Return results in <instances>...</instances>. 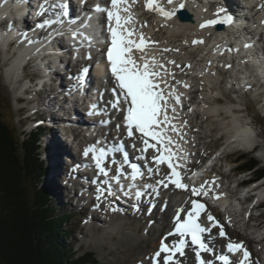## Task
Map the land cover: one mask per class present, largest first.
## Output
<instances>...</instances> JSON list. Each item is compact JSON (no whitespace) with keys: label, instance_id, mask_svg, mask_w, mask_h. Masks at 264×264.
<instances>
[{"label":"snow or ice","instance_id":"snow-or-ice-1","mask_svg":"<svg viewBox=\"0 0 264 264\" xmlns=\"http://www.w3.org/2000/svg\"><path fill=\"white\" fill-rule=\"evenodd\" d=\"M83 2V0H82ZM135 3V0H132ZM166 4H173L174 0H165ZM128 0H111V7H101L99 4L95 6L94 11L97 13H106L107 18V31L110 34V42L106 49V59L109 65V71L115 84L112 88L114 100L111 102V107L124 113V127L125 133L128 138H132L133 143L131 147L137 152L135 157L136 161L143 162V170L140 163H134L129 158V153L123 147V141L112 142L111 148L104 146L97 147L91 145L83 152L85 158L92 156L93 164L91 165L96 171L97 175L92 180V183L97 184L96 199L99 201L101 197L107 193L108 195H115L112 182L120 185L119 190L125 196L132 195L131 189L137 187L135 181L143 179L145 176L148 178L155 177V185L147 184L146 188L152 189L155 195L160 194L161 189H168L170 186L184 192L190 193L189 200L190 210L178 208L174 215V232H169L168 235L176 236L178 238L177 244H169L161 242L159 249L154 253L153 259L157 264H182V261L177 257H184L187 255L186 249L190 246L188 241L184 238L190 237L191 245L197 246L195 250V258L198 264H211L209 258L202 254L215 253L216 249L214 244H209V240L215 239L213 229H216L219 237L227 240L226 248L229 255L223 253L217 255L216 259L221 264H253L251 260V253L247 247L241 242H232L228 234L224 230V226L220 224L219 220L208 211V206L205 202L201 201V197L210 195V189L207 187L209 182H204L199 186L190 185L184 182L186 177L184 171H187L186 166L180 163L181 160L187 159L188 152L181 145L187 144L189 141L185 139L186 132H182V128L188 125L185 120L183 125L177 126L173 121L178 118L177 106L181 108V95L176 93L173 87L171 91L166 92L161 88L160 84L163 82L162 77L167 74V69L161 65L163 71L155 70L156 61L153 59L151 63L147 60L143 64L133 57L134 50L144 52L149 44H158L157 41H146L141 34L140 39L134 38L137 31L136 28L130 27L134 24V18L130 12ZM61 8H66L67 5L61 4ZM146 7L149 11H155L161 14L165 19H172L176 16L177 12L186 7L185 3H179L177 8L167 10L158 0H147ZM46 9L40 5L38 15H43ZM126 13L127 15H122ZM60 15L66 16L67 12ZM57 21L46 20L43 23L37 24L38 28H45ZM63 23V20H59ZM70 23L72 21H69ZM232 23V17L226 19H211L206 23H202L200 27L203 29L218 23ZM27 38V33H24ZM74 37L82 35L77 32L73 34ZM88 40L87 46L92 48L93 41L91 37H86ZM30 43L32 41H29ZM193 45L202 44V40H193ZM248 45H246L247 47ZM231 50V49H229ZM77 51H79L77 49ZM164 52L171 51V49H163ZM178 51V49L176 50ZM86 59L91 60L92 54L89 52ZM175 64V61H170ZM181 68L180 65H176ZM190 68V65L185 66ZM231 67V65H229ZM90 69L84 66L80 74L76 77L77 81L86 79ZM173 79H175L173 75ZM180 83V81H177ZM185 88L189 85L185 84ZM92 108H97L92 105ZM171 111V115L169 114ZM192 109L189 108L188 111ZM89 114H102L90 112ZM110 120L101 121V125L106 126ZM121 128L117 124L116 129L119 133ZM175 134L179 140L174 139ZM241 137L245 140L251 138L250 130H243ZM136 141H139L141 146L137 148ZM101 142H97L100 144ZM174 146V147H173ZM151 153V154H149ZM119 155L120 159L117 160L116 156ZM128 166L131 171H127L125 166ZM116 166L115 174H112V168ZM80 166H77V169ZM184 170V171H182ZM194 175V173H193ZM100 177L105 179L101 180ZM123 179L132 181L127 185L128 191H125V185L122 183ZM190 179V177H188ZM210 183H215V180ZM107 186V187H105ZM144 195L143 191H137L135 197L137 200ZM219 199L217 194L215 197ZM135 207V206H134ZM114 211L116 209H113ZM186 212V219L180 214ZM230 222V221H229ZM152 264V261H149Z\"/></svg>","mask_w":264,"mask_h":264},{"label":"bare ground","instance_id":"bare-ground-1","mask_svg":"<svg viewBox=\"0 0 264 264\" xmlns=\"http://www.w3.org/2000/svg\"><path fill=\"white\" fill-rule=\"evenodd\" d=\"M89 1H94V0H89ZM204 1L207 2V4L209 5V9L211 11H215V12L218 11L216 4L210 0H191L189 2V6L192 7V5H195L194 11L201 12L200 14L202 15L203 13H206V12H204V9H202L204 6H199L198 4H201ZM251 2H253V0ZM9 3L11 4V6H9L8 4H6V6L11 8L12 14L14 11L17 12L19 15V18L17 16H10L9 21L11 24L10 25L11 28H5V27L0 28V30H4L2 33L8 34L11 31H12L11 33H15V30L18 32H22L23 28H31L33 23H34V19L36 18L37 15L32 11L33 7L28 2V0H9ZM220 4H223V3H220ZM248 5H249V2H246V1L241 2L238 0H225L224 4L222 6H225L226 9L234 10L239 15V22L240 23L235 25V26H230L229 28L231 30H229V29L226 30V31L230 32L228 35L229 39L224 38V39L218 40V38H217L215 43L212 42L210 44L209 43L200 44L198 46L199 47L198 49L192 47V41L194 39V34H195V31L197 30L194 23L188 22V23L182 24L179 21H177V19L172 21L170 19H165L159 13L145 10V13L144 14L142 13V17L146 18V24L145 25L148 26V29L146 28L145 31H142V32L148 34L152 41H157V42L160 41V43H162V45L160 47L156 44L155 45L151 44V51L155 52V50L157 49L158 54H163V55H160L161 56L160 58L163 59L164 62H166V60L167 61H169V60L167 59L168 58V55H167L168 52H164L163 49H165V48L171 49V50L175 51V53H178L177 60L183 59L182 53L185 51L187 58L191 59V62L188 59L186 61L185 60L183 61L184 65H181L183 68V72H185L187 70L189 71L190 68L195 69V66L193 65V64H195V60H197V61L199 60V62H201V60H204V62H203V64L205 65L204 67L206 68L207 71L208 70L210 71L212 68L218 66V64L222 61L216 55L221 56L222 51L229 47L228 40H231V39H233V41L239 40V39L243 40L245 38V34H246L245 33V31H246L245 27H249L248 24L250 22H253V25L255 27L257 25H255L254 20H256V22L261 21L262 15H259V14L262 13V11L257 10L255 7H252L250 9L248 7ZM263 9H264V7H263ZM168 10H171V8H169ZM22 11H23V13L24 12H27V13L25 15H23L22 17H20V12H22ZM140 11H142V10L140 9ZM130 12H131V15H133L132 9H130ZM73 15L74 16L77 15L75 13V11L73 12ZM206 16H209V14ZM136 21H137V18H136ZM136 21H135V23H136ZM262 27H263L262 24H260L256 28L259 31L260 29H262ZM136 29H138V28H136ZM139 29L141 30V27H139ZM156 29H158V31H160V33H164V31L166 30L167 34L170 33L171 35L169 34L168 36H164L163 39L159 38V40H157L159 36H157V34L154 33ZM151 35H152V37H151ZM27 38L29 39V41L45 40L46 42H48L53 47H56L58 45L57 38L55 39L53 31L47 32V33L45 31H43L40 35H38V34L33 35V33H31L30 35H27ZM188 38L190 39V41H188ZM260 38L263 39V35L260 36ZM175 40L177 41V43ZM252 40H245V41H252ZM213 41H215V40H213ZM21 43L22 42L20 40H18V43H16V46H18ZM178 43H179L180 47L177 46ZM0 44H1V46L3 45L2 42H0ZM258 44L259 43L257 41L254 44L256 49L257 48L260 49ZM212 45L216 46L215 47L216 48V51H215L216 55L212 52L213 51ZM48 47H50V46H48ZM50 48H52V47H50ZM177 49H178V51H176ZM252 49L250 51L252 53H254ZM47 50H51V49H45V51H44V53H46L45 56L49 52ZM0 54H1V50H0ZM153 55H155V54H153ZM254 55H256V53H254ZM45 56H43L41 58V61L45 62ZM133 57L138 61V59L135 55H133ZM243 57H246V56L245 55L242 56V58H241L242 60H244ZM95 58H96V60L100 59V57L98 55ZM0 59H1V56H0ZM51 59H53L54 62H56L55 66L50 67L48 65L49 61H47L46 63H43V64H46L45 66L48 67V74L46 77L52 78L54 76L52 79H55V81L53 80V83L49 84L48 86H46V88H43V89H46L47 91L53 93L52 97H48L47 106H48L50 113L52 115V120L55 121V123H56V124H54V126H56V125L60 124V120H59V114L58 115L55 114L54 109L56 106H55V102H54L53 98L56 99L59 95L60 98H62V100H66V99L68 100V97L65 95V93L70 94L71 91L64 88L65 87L64 86V77L67 75V70L61 65V62L58 63L56 61L55 56L51 57ZM21 61L22 60L18 61L19 62L18 65L23 64ZM82 63L83 62H78L79 65H82ZM87 63H89V61L85 62L83 65H86ZM175 65H180V62L178 61V62H176V64H172L169 61V66H175ZM187 65H191V67L188 69L187 67H185ZM192 65H193V67H192ZM199 65H201V63ZM252 67H253V71H254V69L257 68V67H255V65H253ZM12 69H13L12 66L7 68L6 74L7 73H14V71H12ZM45 69H46V67H45ZM217 70H218V67H217ZM1 71H2V68H1ZM233 71L236 72V69H234ZM172 72H174V69L172 70ZM2 75L5 76L3 71H2ZM165 75H169V73L167 72V74H165ZM185 75H187V74H182V76H185ZM220 77L221 76H219L217 78H212L210 76L207 77L206 78L207 79V85H211V86H212V84L214 85L215 81L217 79H219ZM215 91H217V90H215ZM62 92H65V93H63V96H61ZM178 92H181V89H179ZM212 92H214V91H212ZM243 97H244L243 94L238 92V98L244 99ZM213 101H214L213 105H217V107H212V108H214V110L212 109V112L215 111V113H218L219 116H222L223 118L229 119L231 121V124L229 126L228 125L227 126L231 130L230 132L234 133V136H233V138L235 137L234 140L235 141L237 140L236 142L239 141L240 149H242L244 151L253 150L258 145V143L253 138V137H255L256 133H254V131H252L253 128H250V127H252L250 124V123H252V121L242 120L241 119L242 116L239 113L241 111H239L238 107L233 105L234 103L225 104L222 100L216 101V99H214ZM208 102H210V101H208ZM187 106L185 107V109L182 108V110H181L182 115H179L180 118L175 119V121L177 122V126L183 125V122L185 120L188 121V125L186 127L182 128V132L187 133V135L185 136V139L189 142L187 144H183V142H181V145L188 152L187 160H190V163H192L191 159L193 158V153L195 151L196 146H198V147L200 146L199 148H201V146L206 148V145L203 146L204 143H202L203 137L201 136V134H199V132H201V130L199 128L203 126L205 121H202V123L197 121V118H198L197 117V111L193 110V108L191 111H188V109L190 107H187ZM79 107L80 106H79L78 99H76L75 102L72 103L68 107L65 114L66 115L68 114L69 119H74V120H77V122H78V120L81 118V115H80L81 109H79ZM56 108L58 111L61 109L59 107H56ZM221 108H223V109H221ZM187 113H188V115L186 116ZM229 114H231V119L229 118L230 117ZM50 129H51L50 130L51 133L54 132L53 133L54 135L52 137H50L51 138L50 144L46 143L47 148L50 145V149H49L50 152L48 153V158L50 157L51 167L49 166V171L52 173V178L54 175V178L60 177V179H61V176L65 174V170L69 169L72 165L73 153L71 151V146L69 144H67L65 142L64 143L66 146H63L61 144L60 138L58 137L59 133L55 132L53 127ZM245 129L250 130V132H251V138L248 140H245L241 137V133ZM171 134H173V133H171ZM173 136H176V135L173 134ZM176 138L179 140L178 136H176ZM206 150H208V149L206 148ZM59 154H61L62 159L64 160L65 169L63 171H62V168L64 167V165L59 170V165L61 164L60 163L61 160L59 162L57 160L60 157ZM214 154H215V152H214ZM198 158H201V156H198L196 159H198ZM201 167H202V165H199L196 167L194 166L192 168L195 170L196 169L199 170ZM77 173L78 172L72 174L73 179H74L73 181H74V184H76L77 186H81L83 193L80 195H79V193L74 195V198H77V200H81L82 202L85 203V205H87V202L92 201V198L85 197L86 196V188L88 186H86L85 184L77 183L82 178L81 175H79ZM213 180H215V183L214 184L210 183ZM81 181H84L83 178L81 179ZM204 182H209L207 187L211 191H210V195L208 197H210V199L213 200V203L215 202L213 204V208L210 209V212L213 215L214 214L216 215L217 213H219V210H220L219 205H218L219 202H221L222 205L227 209L228 208L227 201L231 199L227 194L229 189L226 188V189L220 190L222 188V186L219 184V181L217 179L210 177L209 175L201 176L200 172H197L195 175L190 176V179H188V177L186 178V183H189L190 185L199 186L200 184H202ZM114 184H116V183L114 182L113 186H114ZM53 188L56 191L57 196H59V194H60L61 198H62V195H63L62 191L63 190L59 191V187L57 185L53 186ZM119 188H120V185H117L116 190L118 191V193H117V191H116V193L117 194L121 193V195H122L121 199L119 201V203L122 205V208L128 209L127 206L131 205L132 203H138L139 204V210L137 212H135L133 209H131L133 215H130V216H128V214H125L126 211H122L123 217H120V216L116 215L115 213H113L109 210H107L106 212L104 211L105 214H103V215L106 217V220H105L106 222H104V224H103L104 228L102 231L99 230V228H97V227H100L101 222L99 223V219H97V217L94 214L93 218L91 219V222L89 223V225H87L88 232H89L91 238L95 239L96 241H107V240L111 241L114 238L115 234H117V233L118 234L120 233L121 235L126 236L127 239H125L124 241L120 240L118 244L124 246V248H126V249H130V255H129V257H122L121 260L119 261L120 264H149L150 260L152 261V264H154L157 261L155 259H153V255L159 249L161 242L163 241L165 243H172V241H174V239H175L173 236L168 235L170 230H171V227L174 225V219H173L172 214L175 213L178 208L187 209L189 206V200L191 198H194V197H191L190 193H188V192L176 190L174 187H171V186L168 189H161L159 196H164V199L166 197H169V202L167 204L168 209L166 208V210L164 211L161 209V205H160V207L157 209V214L155 215V218H154V217H150V215L146 213L147 211H149V208L152 204L147 205V211L146 212L142 211V209H140V204H141V207L142 206L144 207V203H145L144 198H142V199L140 198V200H137L135 197V193H133V192H131L132 195L125 196L123 194V192L119 190ZM142 189H144V187H142ZM229 193H231V192L229 191ZM217 194H219V196H220L219 199L215 198L217 196ZM152 196H153L154 200H156L155 198L158 195H155L153 193ZM62 204H64V203H62ZM85 205L83 204L82 210L87 209V207ZM104 208L105 207L103 206V209ZM219 214H222V213H219ZM140 226L144 227L143 233H139V232L136 233L137 231H140V228H141ZM154 229H156V230H154ZM213 233L215 234V239H214V241L212 240V243L214 244L215 248H217L219 245L221 247H224L227 243V240L219 237L216 229H213ZM227 234H228L229 238H232L233 236H235V230L231 227H228ZM244 242L246 244V247L249 249L252 242L250 240H247V239H245ZM190 250H193V249H190ZM253 259H254V257H253ZM253 259L251 258V260L253 261V264H257L256 260H253ZM179 260L182 261V264H186L185 260L188 262H192L193 260H192L191 252L188 251L186 257L185 256L180 257Z\"/></svg>","mask_w":264,"mask_h":264},{"label":"rangeland","instance_id":"rangeland-1","mask_svg":"<svg viewBox=\"0 0 264 264\" xmlns=\"http://www.w3.org/2000/svg\"><path fill=\"white\" fill-rule=\"evenodd\" d=\"M176 30V29H175ZM159 34V35H158ZM157 36L159 38H162L164 36H168L170 33L167 34V31L165 30L164 33L158 32ZM171 35V34H170ZM166 39V38H165ZM177 40V39H176ZM175 40V41H176ZM188 41L190 39L188 38ZM177 43V41H176ZM190 43V42H189ZM162 43L158 41V46L160 47ZM179 46V43L177 44ZM188 50V49H187ZM260 53L264 54V48L260 51ZM4 55L1 56L2 62L3 58H5V61L8 59L9 53H3ZM182 56L184 58H187V55L185 54V51L182 53ZM8 61V60H7ZM9 62H4L0 64V105L2 107V110L5 114H7L11 119V123L14 124L17 128V131L19 133H24L25 130H30L31 127H36V122H34V118L36 116L35 113H33V109L37 106L40 108V113L45 114L44 123V137L41 140L42 143L40 144L42 147L39 149V155L40 157L45 161L47 166V172L43 176V179L46 180V182H49L50 185L51 182L53 183V186L57 185L59 187V191H62L63 187L60 177L52 178V173L49 171L50 165V157L48 158V153L50 152V145L48 148H46L47 144H50L51 138L54 134L51 133V129L55 130V132L59 133V138L61 141V144L63 146H66L65 143L69 144L70 140L68 135L73 137V133L69 129H64L63 127L52 126L46 123V117L49 116V108L47 106V100L48 97H52V94L48 92L47 94H44L42 91L41 93L32 92L29 94L22 93L23 87L28 86V81H24L25 76L27 75L26 71L18 72L15 69H12V71L16 72V74L9 73V83L6 84L4 80V75H2V71H4V67L8 65ZM3 67V70L1 71V68ZM38 69H32L30 68L28 70L29 76L33 74V72H37ZM26 74V75H25ZM17 76V77H16ZM18 78L21 80L17 81ZM227 78V77H226ZM225 76L221 75L219 79H217L214 83V86H212L211 91L206 90L207 86L205 85L203 88H205L204 94L207 95V98L209 99L208 105H204V112L199 111V115L197 118V121L201 122L205 121L202 127L199 129L201 132L202 143L207 146L208 149H216L219 148L220 152L228 153V159L217 160V163L215 165V171H218V174H225L222 176V183L225 184V186H228L231 191H233V198L227 201L228 208L226 212L219 210L221 212V215L226 220H229V226L226 227V230L228 227H231L235 230V236L232 239H235L236 237L239 239H247L250 240L252 243L251 250L253 251L254 259L256 260L257 264H264V208L263 209H256L257 204H260L264 200V186L259 187V191L257 192V196L252 198L250 202L246 203L244 202V199L247 198L249 195L246 190H241L236 188L237 181H240L244 179L245 177H248L249 174H241L237 175L234 174L231 169H233L236 166V163H234L236 156L239 153H243V156H246V158L251 159L254 158L257 161L261 162V164L264 166V88L263 84H259L255 87V90L253 91V94L250 97H245L244 99L238 98V93L227 90V80ZM229 78V76H228ZM221 80V81H220ZM213 85V84H212ZM220 85V86H219ZM13 87V88H12ZM217 87V88H216ZM217 90V91H215ZM222 88V89H221ZM31 90L34 91V87H31ZM225 92V96L223 97V102L225 104L234 103L233 105L238 107L240 115L242 116V120L246 121H252V124L250 128H253L252 131H254L255 137L254 140L259 144V150L254 151H244L240 150L239 141L236 142L233 138L234 133H231L229 129V125L231 124V121L229 119H225L222 116H219L218 113H215V111L212 112V107H217V105H213L214 101L212 98H215L216 96H221V92ZM214 91V92H212ZM19 96L24 98L22 102L17 101V98L19 99ZM223 96V95H222ZM54 97V96H53ZM201 97V95H199ZM54 102L56 99H54ZM38 102V104H37ZM219 104V103H218ZM57 105V102H56ZM24 109L18 111V109L23 108ZM54 108V107H53ZM202 108V107H201ZM223 109V108H221ZM9 110V111H8ZM52 110V109H51ZM55 114H61L62 109L59 111L55 107ZM245 111V112H244ZM48 112V113H47ZM24 113V115H22ZM227 114V113H226ZM228 115V114H227ZM229 118L231 119V114H229ZM41 116L38 115V120ZM207 117V118H206ZM23 118L25 121H22ZM37 120V119H36ZM254 122V123H253ZM24 124H27L25 126ZM64 126H66L65 123H62ZM60 125V124H58ZM228 125V126H227ZM64 133V134H63ZM61 135V136H60ZM67 135V136H66ZM23 136V135H22ZM222 137V139H220ZM63 140V141H62ZM68 141V142H67ZM65 142V143H64ZM47 143V144H46ZM72 142L69 144L71 145ZM233 153V154H231ZM58 162L60 161L59 170L64 165V160L62 159L61 154H59ZM52 161V160H51ZM65 169V165L62 168V171ZM67 172V170H66ZM252 177V175L250 176ZM218 180L220 181V178L218 177ZM51 181V182H50ZM44 183H41V181L38 182V186L41 187ZM65 188V187H63ZM53 191V189H52ZM62 198L61 195L57 196L56 191L53 192V199L55 200L54 206L56 207L57 212H70L73 214V218L66 223L63 224V229L68 231H74L75 233H72V236L65 238V242L67 244L75 245L76 244V250L79 252H83L84 250H90L91 254H95L99 258L98 264H120V260L122 257H129L130 255V249L124 248V246L118 244L120 240L124 241L127 239L126 236L121 235L120 233L115 234L114 238L111 241H96L95 239L91 238L87 223L83 222L85 218L91 219L92 214L90 213V210L88 208L85 210L79 211V207L73 206L72 203L75 202L74 199H70L69 201L65 198L66 191H62ZM239 194V195H238ZM236 195V196H235ZM238 196H240L243 199H240ZM73 201V202H72ZM64 203V204H62ZM253 205H257L255 208H252ZM82 209V208H81ZM83 212V213H82ZM75 214V215H74ZM95 216L97 219H99V223L101 222L99 230H103L104 228V222H106L103 219V215H97L95 213ZM94 216V217H95ZM101 220V221H100ZM141 227V226H140ZM156 230V229H154ZM144 227L140 228V231H137L136 233H143ZM262 242V243H261ZM126 246V245H125ZM257 255V256H256Z\"/></svg>","mask_w":264,"mask_h":264},{"label":"trees","instance_id":"trees-1","mask_svg":"<svg viewBox=\"0 0 264 264\" xmlns=\"http://www.w3.org/2000/svg\"><path fill=\"white\" fill-rule=\"evenodd\" d=\"M10 119L0 105V264H98L95 254L78 255L65 242L71 232L62 227L72 215L57 212L54 189L43 179L45 162L38 153L43 130L22 138ZM241 168L264 175L254 158Z\"/></svg>","mask_w":264,"mask_h":264},{"label":"water","instance_id":"water-1","mask_svg":"<svg viewBox=\"0 0 264 264\" xmlns=\"http://www.w3.org/2000/svg\"><path fill=\"white\" fill-rule=\"evenodd\" d=\"M180 17L183 20H190L191 19V17L188 15V13L186 11H181L180 12Z\"/></svg>","mask_w":264,"mask_h":264}]
</instances>
